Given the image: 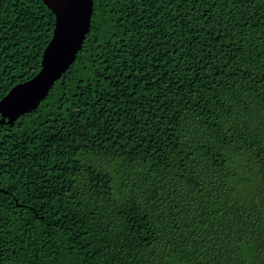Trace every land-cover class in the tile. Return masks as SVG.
Returning a JSON list of instances; mask_svg holds the SVG:
<instances>
[{
  "label": "trees",
  "instance_id": "trees-1",
  "mask_svg": "<svg viewBox=\"0 0 264 264\" xmlns=\"http://www.w3.org/2000/svg\"><path fill=\"white\" fill-rule=\"evenodd\" d=\"M76 60L0 125V264H264V0H93ZM54 15L0 0V99Z\"/></svg>",
  "mask_w": 264,
  "mask_h": 264
},
{
  "label": "water",
  "instance_id": "water-1",
  "mask_svg": "<svg viewBox=\"0 0 264 264\" xmlns=\"http://www.w3.org/2000/svg\"><path fill=\"white\" fill-rule=\"evenodd\" d=\"M41 1L54 15L52 37L42 52L39 71L0 99V125H13L20 116L36 110L76 60L91 27L93 0Z\"/></svg>",
  "mask_w": 264,
  "mask_h": 264
}]
</instances>
